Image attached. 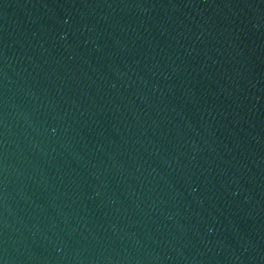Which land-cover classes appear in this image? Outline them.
<instances>
[{
	"label": "water",
	"instance_id": "obj_1",
	"mask_svg": "<svg viewBox=\"0 0 264 264\" xmlns=\"http://www.w3.org/2000/svg\"><path fill=\"white\" fill-rule=\"evenodd\" d=\"M0 264H264V0H0Z\"/></svg>",
	"mask_w": 264,
	"mask_h": 264
}]
</instances>
